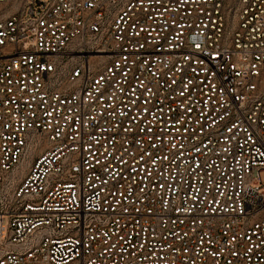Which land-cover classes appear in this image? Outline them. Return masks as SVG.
I'll list each match as a JSON object with an SVG mask.
<instances>
[{
    "label": "built area",
    "instance_id": "obj_1",
    "mask_svg": "<svg viewBox=\"0 0 264 264\" xmlns=\"http://www.w3.org/2000/svg\"><path fill=\"white\" fill-rule=\"evenodd\" d=\"M0 264H264V0H0Z\"/></svg>",
    "mask_w": 264,
    "mask_h": 264
}]
</instances>
